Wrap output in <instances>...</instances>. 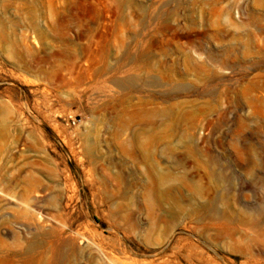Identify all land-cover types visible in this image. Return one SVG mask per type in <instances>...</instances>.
<instances>
[{
	"label": "rangeland",
	"instance_id": "374dc122",
	"mask_svg": "<svg viewBox=\"0 0 264 264\" xmlns=\"http://www.w3.org/2000/svg\"><path fill=\"white\" fill-rule=\"evenodd\" d=\"M0 264H264V0H0Z\"/></svg>",
	"mask_w": 264,
	"mask_h": 264
},
{
	"label": "bare ground",
	"instance_id": "6f19581e",
	"mask_svg": "<svg viewBox=\"0 0 264 264\" xmlns=\"http://www.w3.org/2000/svg\"><path fill=\"white\" fill-rule=\"evenodd\" d=\"M48 220V225H47V227H49V229L51 230V232H50V234L51 235H49L50 237H54L55 238V233L53 232V229L55 228V225H54V222L52 221V220H50V219H47ZM56 223V222H55ZM43 225V224H42ZM41 224H40V226H42ZM42 227H45L44 225L42 226ZM56 231V230H55ZM57 236V235H56ZM49 237V238H50ZM49 238H47V240L49 239ZM51 241V240H50ZM49 241V242H50ZM55 242V241H54ZM54 242H52V243H50V245L48 244V246H49V248H47V249H49V253H51V255L52 256H54L55 258H59V259H61V258H63V253L59 250V248H57L53 243ZM65 256V255H64ZM55 258H53L54 260H55Z\"/></svg>",
	"mask_w": 264,
	"mask_h": 264
}]
</instances>
